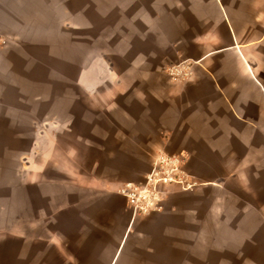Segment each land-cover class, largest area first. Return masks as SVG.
<instances>
[{
	"label": "crops",
	"instance_id": "0c3cea01",
	"mask_svg": "<svg viewBox=\"0 0 264 264\" xmlns=\"http://www.w3.org/2000/svg\"><path fill=\"white\" fill-rule=\"evenodd\" d=\"M181 3L171 24L180 76L162 96L156 79L133 78L145 90L133 92L136 110L151 116V103L163 104L159 135L40 128L36 264H264V0ZM100 69L76 80L87 96L105 84L102 99L129 91ZM163 148L202 182L169 186L160 210L134 213L118 190L141 182L147 172L134 165H151Z\"/></svg>",
	"mask_w": 264,
	"mask_h": 264
},
{
	"label": "rangeland",
	"instance_id": "374dc122",
	"mask_svg": "<svg viewBox=\"0 0 264 264\" xmlns=\"http://www.w3.org/2000/svg\"><path fill=\"white\" fill-rule=\"evenodd\" d=\"M183 1L0 0V264H36L44 124L95 126L110 136L125 127L137 139L160 134L153 127L163 104L151 103V116L136 110L133 92L145 90L133 78L156 79L153 91L162 96L165 80L180 76L186 61L172 44L179 35L171 24ZM102 64L114 81L124 77L128 92L113 89L102 99L105 84L86 95L78 76L91 69L100 75ZM134 166L151 169L147 162Z\"/></svg>",
	"mask_w": 264,
	"mask_h": 264
},
{
	"label": "built area",
	"instance_id": "2783aa9c",
	"mask_svg": "<svg viewBox=\"0 0 264 264\" xmlns=\"http://www.w3.org/2000/svg\"><path fill=\"white\" fill-rule=\"evenodd\" d=\"M197 185L196 180L184 169L181 158L158 152L143 180L125 183L118 192L125 197L134 213L148 214L161 209L169 186L190 191Z\"/></svg>",
	"mask_w": 264,
	"mask_h": 264
}]
</instances>
